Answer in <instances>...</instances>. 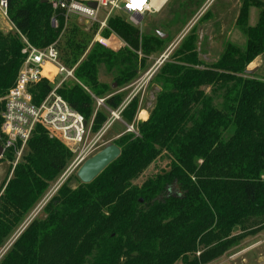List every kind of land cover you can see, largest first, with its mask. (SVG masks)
Wrapping results in <instances>:
<instances>
[{"label": "trees", "instance_id": "obj_1", "mask_svg": "<svg viewBox=\"0 0 264 264\" xmlns=\"http://www.w3.org/2000/svg\"><path fill=\"white\" fill-rule=\"evenodd\" d=\"M8 3L15 30H0V96L14 87L24 64L21 35L38 49L57 44L59 50L64 42L67 54L59 50L60 60L76 67L77 82L64 83L58 94L93 122L94 135L108 120L107 110H97L96 99L111 96L106 100L109 109L123 103L127 94L118 91L132 84L139 65L145 64L138 55L140 44L142 51L152 53L162 52L169 42L156 32L142 35L116 17L104 36L114 32L127 47L114 52L95 44L89 49L95 31L87 33L75 24L65 29V18L49 3ZM251 7L261 10L254 27L248 24ZM236 25L246 47L226 44L223 56L211 65L201 60L197 39L183 44L192 29L156 75L161 90L148 120L134 122L138 99L124 111L123 119L135 124L138 136L125 133L113 143L121 149L120 158L91 184L69 177L0 264H206L205 257L218 258L237 240L231 239L237 227L264 220V78L245 74L264 55V2L243 0ZM101 68L114 76L118 91L100 81ZM52 88L48 80L34 86L35 104ZM208 89L222 94L219 105L212 104ZM2 111L3 106L0 132ZM74 156L36 126L21 162L10 168L0 187V248ZM162 157L169 161L168 170L136 185ZM14 158L9 151L0 164H12ZM73 180L78 182L75 188ZM174 188L177 194H172Z\"/></svg>", "mask_w": 264, "mask_h": 264}, {"label": "built area", "instance_id": "obj_2", "mask_svg": "<svg viewBox=\"0 0 264 264\" xmlns=\"http://www.w3.org/2000/svg\"><path fill=\"white\" fill-rule=\"evenodd\" d=\"M169 1L144 0L142 8L138 9L128 7L131 0H50L49 4L55 13L63 15L65 18V29L71 26L70 22L76 21L74 23L76 25L79 22L84 25L82 28L88 33L95 31L94 44H100L111 51L117 52L126 48L127 44L114 32H111L109 37L104 36V32L110 30V20L121 17L129 25L141 29L146 17L159 14ZM213 2L214 0H208L198 10L183 32L168 50L158 58L151 70L138 78L131 86L122 89V93L129 92V94L117 109H109L106 106V100L111 96L96 99L97 110L105 109L108 112V120L96 135L92 133L93 122L88 123L58 94V90L64 83L68 81L77 82L75 77L76 67L70 69L61 62L57 44L45 49H38L21 35L25 44L23 50L25 55L24 64L20 69L14 87L7 95L0 96V107L3 106L0 143L4 149L3 156L0 159H4L7 152L13 151L15 158L13 163L10 164L14 170L21 162L28 142L38 125L44 127L51 138L59 139L75 155V159L63 176L49 189L45 197L30 214L31 216H28L26 222L0 248V262L32 221L42 213L72 173L101 149L99 144L102 139L115 123L123 122V113L132 101L138 99L139 107L143 104L146 90L158 70L169 62L174 51L205 16ZM8 11V0H0V19L2 21L10 22ZM52 22L54 27H58L56 18ZM54 71L56 72L55 75ZM43 80H48L53 88L46 99L40 105H37L34 102L31 90ZM135 124L127 126L126 133L138 136ZM92 134L94 135L93 138H91Z\"/></svg>", "mask_w": 264, "mask_h": 264}, {"label": "rangeland", "instance_id": "obj_3", "mask_svg": "<svg viewBox=\"0 0 264 264\" xmlns=\"http://www.w3.org/2000/svg\"><path fill=\"white\" fill-rule=\"evenodd\" d=\"M207 1L208 0H170L159 14L146 17L145 21L143 22L142 28L139 29L141 34H154L155 32L157 34L161 33L168 36L163 40H169V42L162 52L156 51L152 53H146L142 51L140 44L138 55L145 64L144 67L139 65L140 71L138 74V78L143 76L154 67L158 58L168 50V48L173 44L177 37L183 32L188 23L193 19L198 10L202 8ZM260 1L264 2V0ZM183 3L187 5L186 9H183L181 7ZM242 3L243 0H214L205 16L195 26L194 30L191 32V34L183 44L189 42L192 38L197 39L199 56L201 60L204 61L207 65H211L217 62L223 56L226 44L228 43H233L238 47L244 49L247 44V39L240 32L236 25ZM180 9L183 11H181ZM260 11L261 10L257 7H251L248 21L249 26H256L259 20ZM178 15L179 17L177 18ZM3 23L4 24L2 25L4 28V33H10L15 30L14 26H12L10 22L4 21ZM74 23H76V21H72L69 24L74 25ZM78 25L76 26L87 32L82 28L84 25L79 22ZM6 29H8L9 31H7ZM88 42V48L91 49L95 45L93 43L94 35L89 37ZM59 50L62 56L66 57L67 52L65 50L64 42L60 43ZM171 59L169 61H171ZM158 72L156 73V75L158 74ZM55 74L56 72L54 71V75ZM156 75L146 90L144 102L142 105V110H146L147 112H151L154 108L156 95L161 88L160 84L155 80ZM257 76L259 78H264V75ZM100 81L109 86L113 85L111 89L112 91H118L117 84L114 83V76L112 74H109L105 68H101L100 70ZM135 81L132 84H134ZM132 84H130L129 86H131ZM207 93L208 95H212L213 105L217 106L223 101L222 94L213 95L210 93V89L207 90ZM126 94L128 96L129 92H125V95ZM127 126H129V124L124 119L123 122L115 123L99 144V146H101V149L99 151L104 149L106 146L113 144L118 138L125 134L128 130ZM91 136V138L94 137L93 134ZM74 159L72 160V162L74 161ZM11 167L12 165L9 162H3L2 164H0V187L7 178L8 172ZM168 168L169 161L164 157L159 158L145 171V173L135 182V184L141 186L146 180L168 170ZM77 171L78 170L72 173L71 176L77 177ZM11 177L12 174L10 178ZM77 185L78 182H76V180H73L72 186L75 188ZM172 190V194L178 193V190L176 188ZM30 216L31 215H29V217ZM40 216L42 215H39L38 217ZM29 217L24 218L21 224H19L15 229V232L26 222ZM232 238L237 240L230 243L224 250V252H221V255L218 258L211 259L210 257H205V259L208 261L206 264H264V220H252L242 228L237 227L233 231L231 239ZM196 256L198 258H201V252H198ZM205 259H203L202 261H205Z\"/></svg>", "mask_w": 264, "mask_h": 264}, {"label": "water", "instance_id": "obj_4", "mask_svg": "<svg viewBox=\"0 0 264 264\" xmlns=\"http://www.w3.org/2000/svg\"><path fill=\"white\" fill-rule=\"evenodd\" d=\"M69 1V0H66ZM50 0H41L42 4H48ZM95 7V5H94ZM162 39L168 36L158 33ZM246 75L253 76L254 72H245ZM4 149L0 143V158L3 156ZM121 156V149L111 144L86 160L77 171V177L83 184H91L95 181L111 164Z\"/></svg>", "mask_w": 264, "mask_h": 264}, {"label": "crops", "instance_id": "obj_5", "mask_svg": "<svg viewBox=\"0 0 264 264\" xmlns=\"http://www.w3.org/2000/svg\"><path fill=\"white\" fill-rule=\"evenodd\" d=\"M4 21H2L1 19H0V30L2 31V32H4V28H3V25L2 24H4L3 23ZM2 25V26H1ZM7 31H9L10 30V28H9V30L8 29H6ZM5 34H8V33H5ZM247 72H254V75H264V55H262V56H260L259 58H257L248 68H247V70H246ZM245 71V72H246ZM160 90H161V88H160ZM122 91V89L121 90H119L118 92L119 93H122L121 92ZM123 93H125V92H123ZM158 93H159V91H158ZM157 93V94H158ZM157 96V95H156ZM143 105V104H142ZM142 105L139 107V109H138V112H137V115H136V118H135V120H136V124L137 123H139V122H142V121H146V120H148V118L150 117V115H151V112H147L146 110L144 111V110H142ZM155 105V104H154ZM153 110V109H152Z\"/></svg>", "mask_w": 264, "mask_h": 264}, {"label": "clouds", "instance_id": "obj_6", "mask_svg": "<svg viewBox=\"0 0 264 264\" xmlns=\"http://www.w3.org/2000/svg\"><path fill=\"white\" fill-rule=\"evenodd\" d=\"M133 8H139L142 4V0H131V3Z\"/></svg>", "mask_w": 264, "mask_h": 264}, {"label": "snow or ice", "instance_id": "obj_7", "mask_svg": "<svg viewBox=\"0 0 264 264\" xmlns=\"http://www.w3.org/2000/svg\"><path fill=\"white\" fill-rule=\"evenodd\" d=\"M143 3H144V0H142V4H141V6L139 8H142ZM128 7L131 8V9H138V8H133L131 4H129Z\"/></svg>", "mask_w": 264, "mask_h": 264}]
</instances>
